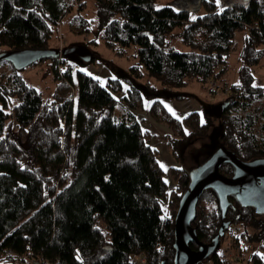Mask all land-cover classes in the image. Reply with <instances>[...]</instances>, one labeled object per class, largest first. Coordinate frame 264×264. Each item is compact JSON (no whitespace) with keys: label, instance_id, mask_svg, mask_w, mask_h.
Instances as JSON below:
<instances>
[{"label":"trees","instance_id":"16d2710c","mask_svg":"<svg viewBox=\"0 0 264 264\" xmlns=\"http://www.w3.org/2000/svg\"><path fill=\"white\" fill-rule=\"evenodd\" d=\"M79 1L0 0V52L48 49L57 26ZM157 1L93 0L106 47L121 53L134 45L138 62L104 83L80 70L73 77L68 67L63 75L75 83L74 95L56 94L44 102L11 63L0 61V68L7 64L11 72L8 85L0 84V264H42L41 259L49 264H128L139 253L149 264H173V218L189 175L172 166L173 186L167 187L157 150L134 112L144 101L134 77L143 67L169 91L193 80H217L240 29L248 32L242 38L238 82L229 86V104L220 118L209 117L207 109L174 118L157 98L149 111L169 126L167 143L173 152L216 119V143L243 161L264 158V85L253 83V66L264 56V0L227 3L220 9L215 0H201L206 11L195 19L188 18L185 8H157ZM82 7L80 2L78 9ZM74 24L88 30L83 16L75 15ZM174 27L189 51L169 45ZM49 60L58 79L55 66L60 62ZM14 95L16 132L12 123L6 124L10 117L5 111ZM21 139H27V147ZM220 173L231 176L232 169L223 164ZM229 201L222 217L214 191L202 193L191 223L197 239L212 243L228 222L219 239L237 227L232 237L239 246L254 242L259 248L250 253L251 264H264V214L241 207L236 198ZM162 202H167L168 214Z\"/></svg>","mask_w":264,"mask_h":264},{"label":"rangeland","instance_id":"374dc122","mask_svg":"<svg viewBox=\"0 0 264 264\" xmlns=\"http://www.w3.org/2000/svg\"><path fill=\"white\" fill-rule=\"evenodd\" d=\"M200 1L158 0L156 7L161 8V6L169 5L177 9L185 8L188 11V18L193 19V17L203 15L206 11ZM215 1L217 8L220 9L226 6L227 3H241L244 0H219V3H217V0ZM80 2L83 4V7L79 10ZM75 15L83 16V18L88 20L86 26L88 30L80 29L76 24L73 26L70 25ZM179 31V27H174L170 32V36L168 37L169 45L181 52L189 51L190 47L181 42ZM247 32L246 29H240L235 32L232 41L233 45L228 51L229 54L226 58V70L223 76L217 80L211 78L206 82L193 80L185 86L175 87L169 91L162 89L160 83L155 78L150 77L145 68L141 67V69L138 68L137 70L134 81L142 85L144 101L142 108L134 112L136 113L138 121L141 122V127L146 129L148 133L149 143L157 150L158 161L164 170V180L169 189L173 186V180L169 172L172 166H181L189 174L192 170L200 166L213 153L212 151L216 147L223 145L216 143V136H212L214 126L218 125V120L213 119L206 132L192 135L184 144H178L179 146L174 150L177 154L175 156L176 154L171 150V145L167 143L169 139L167 134L171 133L169 126L151 117L149 111L150 105L154 101V98H157L174 118H183L192 111L203 112L205 109L208 111L210 106L229 100V86L238 82L237 70L240 66L239 55L243 45L242 38ZM101 33L95 15L93 0H80L65 15L63 21L57 26L56 33L53 34L48 43V49H54L60 52L57 57V61L60 63L55 66V72H57L59 78H55L51 69L52 62L49 59H43L28 67L22 68V70H16V73L26 84L36 88L42 95L44 102L53 100L56 94L62 96H66L68 93L71 95L75 94V83L69 82L63 75L68 67L73 72V77L75 71L80 70L88 73L102 83L106 82L109 78L115 77L117 74H127L130 67L136 65L138 62V58L136 57L137 47L130 45V47H125L121 53H118L117 48L106 47ZM75 45H83L89 48L94 60L85 62L75 54L62 57L64 48ZM62 58H64V62H62ZM6 65L0 68V84L5 83L8 85V77L11 72ZM139 73L140 75H138ZM253 74L255 76L253 83L258 86H263L264 56L253 66ZM59 82H63V86H59ZM148 87L156 91L153 92ZM123 89L125 88L123 87ZM17 103L18 97L14 95L5 108L8 117H10L6 121V124L12 123L14 132H16V129H14L15 119L12 116V109L13 105ZM19 142L24 148L27 147V139H21ZM215 143L217 145L214 148ZM161 209L164 214H168L167 202H162ZM236 228L232 227V232L228 233V236L226 235L223 240L220 239L219 250L228 252L230 264H251L249 260L250 253L259 250V248L254 242L246 244L241 241L239 246L232 237V235L239 232L237 229V232L233 233V229ZM19 264L26 263L20 261Z\"/></svg>","mask_w":264,"mask_h":264},{"label":"water","instance_id":"95a60500","mask_svg":"<svg viewBox=\"0 0 264 264\" xmlns=\"http://www.w3.org/2000/svg\"><path fill=\"white\" fill-rule=\"evenodd\" d=\"M59 54V51L54 49H10L0 52V61L11 63L16 70H22L43 59L58 57ZM63 54L78 55L85 62L92 61L93 57L90 49L83 45L64 48ZM228 104L229 100L210 106L208 116L220 118ZM212 152L200 166L188 174V188L180 196L173 218V264H199L211 259L219 247V237L229 225L226 222L224 227H220L219 233L210 244L197 239L191 223L195 219L196 204L205 190H212L217 195L222 217L229 208L230 197L236 198L241 207H252L256 215L264 214V158L243 161L224 145L216 147ZM223 164L231 167V176L220 173ZM193 243L197 245L194 250L189 246Z\"/></svg>","mask_w":264,"mask_h":264},{"label":"built area","instance_id":"2783aa9c","mask_svg":"<svg viewBox=\"0 0 264 264\" xmlns=\"http://www.w3.org/2000/svg\"><path fill=\"white\" fill-rule=\"evenodd\" d=\"M60 53V52H59ZM232 232V231H231ZM237 232V228L233 229V233ZM228 252L218 251L215 261L212 259L205 260L199 264H230ZM228 258V259H227ZM42 264H49L47 261L41 259ZM128 264H149L144 254H132L128 259Z\"/></svg>","mask_w":264,"mask_h":264},{"label":"snow or ice","instance_id":"6c2138e0","mask_svg":"<svg viewBox=\"0 0 264 264\" xmlns=\"http://www.w3.org/2000/svg\"><path fill=\"white\" fill-rule=\"evenodd\" d=\"M217 3H219V0H217ZM193 19H195V18L193 17ZM254 86H255V85H254ZM169 110L171 111V109H169ZM201 123L203 124L204 121L202 120Z\"/></svg>","mask_w":264,"mask_h":264}]
</instances>
